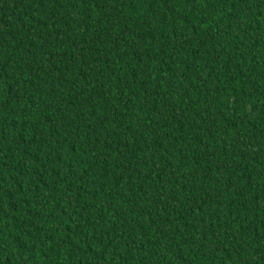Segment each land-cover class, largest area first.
<instances>
[{"label":"trees","instance_id":"trees-1","mask_svg":"<svg viewBox=\"0 0 264 264\" xmlns=\"http://www.w3.org/2000/svg\"><path fill=\"white\" fill-rule=\"evenodd\" d=\"M0 264H264V0H0Z\"/></svg>","mask_w":264,"mask_h":264}]
</instances>
